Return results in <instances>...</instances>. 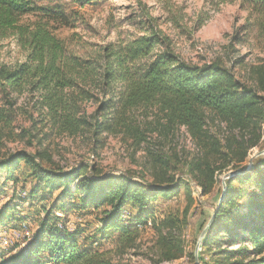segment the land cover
Wrapping results in <instances>:
<instances>
[{
    "label": "trees",
    "instance_id": "16d2710c",
    "mask_svg": "<svg viewBox=\"0 0 264 264\" xmlns=\"http://www.w3.org/2000/svg\"><path fill=\"white\" fill-rule=\"evenodd\" d=\"M238 2L250 15L264 18V0ZM79 16L77 11L58 5L39 6L34 0H0V40H14L24 55L23 62L12 69L0 64V141L2 130L10 128L15 119L18 100L23 98L27 105L33 103L32 114L38 118L32 119L34 123L49 127L59 136L75 138L82 134L96 143L101 134H122L131 147L144 152L143 168L151 180L136 183V177L128 173H101L87 162L67 170L48 168L43 165L47 160L43 152L21 150L4 156L0 151V171L5 170L7 177L17 181L16 176L27 173L36 181L31 196L40 194L45 200L57 192L48 209L41 207L45 216L32 241L0 264H119L109 258V250L80 244L81 229H58L50 222L56 218L55 203H59L63 212H82L98 224L94 236L87 238L92 243L103 242L109 232H116L118 250L132 246L140 233L130 224L143 226L153 218V202L158 196L190 190L185 179L170 174V163L160 152V143L148 141L149 133L166 137L183 126L197 140L203 139L201 147L198 144V156L186 165V173L199 178L205 190L225 168L219 162L224 153L203 138L210 122L224 125L243 141L244 135L251 141L257 134L249 147L264 149V63L247 68L249 83L238 78L233 67L242 60H233L229 53L242 44L240 39H231L227 59L193 64L175 52L170 39L157 31L150 19V27L136 34L125 32L113 42L74 49L54 32L74 28ZM28 17L32 19L22 21ZM151 115L154 125L147 121ZM19 164L27 172L15 171ZM263 166L261 159L249 170L259 173ZM230 195L228 190L214 211L202 246L208 245V233L215 228L223 229L229 240L247 234L251 249L218 251L222 260H227L219 264H264V184H260L257 196H248L246 210L238 207L227 211L225 202ZM71 198L76 200L69 201ZM127 208L134 214L125 219ZM6 209L0 211V223L15 210L11 206ZM173 218H163L157 225L154 221L152 227L165 226L168 220L175 222Z\"/></svg>",
    "mask_w": 264,
    "mask_h": 264
},
{
    "label": "rangeland",
    "instance_id": "374dc122",
    "mask_svg": "<svg viewBox=\"0 0 264 264\" xmlns=\"http://www.w3.org/2000/svg\"><path fill=\"white\" fill-rule=\"evenodd\" d=\"M34 2L39 6L58 5L66 11L79 13L80 18L74 28H60L54 32L56 38L67 41L74 49H80L82 45L87 44L110 43L117 35H123L125 32L136 34L150 27L149 20L152 19L154 22L150 24L168 37L175 52L190 63L201 65L216 58L227 59L226 47L233 37L242 41V44L234 46V52L229 53L233 60H242L240 65L233 67L238 78L249 83L247 68L264 63V18L250 15L240 7L238 0ZM29 19L32 18H24L22 21ZM23 60L24 55L14 40H0V64L12 69ZM227 65L230 66V63L227 62ZM27 102L23 98L18 100L11 127L1 132L0 151L4 156L21 150L31 154L43 152L47 158L43 160V165L48 168L59 167L67 170L81 162H87L97 167L101 173H128L136 177V183L151 180L143 168L144 152L131 147L130 140L122 134H101L96 143L82 134L75 138L59 136L50 131L49 127L43 128L42 125L34 123L32 119L37 121L38 118L32 114L33 103L27 105ZM147 121L154 125L153 115ZM204 133L203 138H208L224 153L219 162L225 164L224 172L206 184V190L203 189L199 178L186 173V165L198 156V144L201 147L203 139L197 140L183 126L174 129L166 137L149 133L148 141L160 143V152L170 163V174L185 179L190 190L179 189L172 196H158L153 202V218L143 226L130 224L140 233L132 246L118 250L116 232H109L108 239L103 242L92 243V240L87 238L94 236L98 224L91 216H82V212H63L59 203H55L57 209L53 216L56 218L50 225L69 231L81 229L83 235L79 239L80 244H93L99 251L109 250V258L119 264H219L226 263L227 260H222L218 251L241 248L250 250L251 244L246 241L247 234L237 240H229L223 229L217 228L208 233V245L203 247L202 244L214 221V211L223 202L228 190L231 195L225 206L227 211L231 212L238 207L246 210L248 196L259 194V186L264 184V166L259 173L249 169L256 166L258 160L264 159V149L249 147L255 142L254 137L257 134L252 135L254 137L251 141L244 135V142L241 135L230 133L218 122H210ZM46 134L48 135L44 136ZM262 137L263 135L261 139ZM208 155L213 156L210 152ZM244 168L248 171L241 172ZM19 169L25 172L28 170L23 164L14 168L15 171ZM16 177H19L17 181L7 177L5 170L0 171V211L6 207L9 209L10 206L15 208L5 216L6 219H1L0 261L17 254L32 241L34 232L45 216L41 207L44 205L48 209L57 193L45 200L41 199L40 194L31 196V189L36 181H31L27 173ZM237 178L239 180H236ZM75 200L71 198L69 201ZM132 214L134 212L127 208L123 217L126 219ZM166 217H174L175 222L168 220L165 226L152 227L154 221L157 225L158 221ZM90 222L93 224H87ZM204 230L205 234L201 236Z\"/></svg>",
    "mask_w": 264,
    "mask_h": 264
},
{
    "label": "water",
    "instance_id": "95a60500",
    "mask_svg": "<svg viewBox=\"0 0 264 264\" xmlns=\"http://www.w3.org/2000/svg\"><path fill=\"white\" fill-rule=\"evenodd\" d=\"M203 234H205V230L202 232V235L201 236H203Z\"/></svg>",
    "mask_w": 264,
    "mask_h": 264
}]
</instances>
